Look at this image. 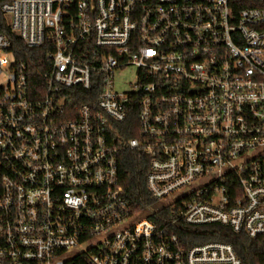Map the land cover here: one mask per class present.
Listing matches in <instances>:
<instances>
[{"label":"built area","instance_id":"obj_1","mask_svg":"<svg viewBox=\"0 0 264 264\" xmlns=\"http://www.w3.org/2000/svg\"><path fill=\"white\" fill-rule=\"evenodd\" d=\"M13 37L41 49V87ZM125 149L148 159L146 213L124 196ZM214 223L264 238V0L1 5L0 264H241L182 237Z\"/></svg>","mask_w":264,"mask_h":264},{"label":"trees","instance_id":"obj_2","mask_svg":"<svg viewBox=\"0 0 264 264\" xmlns=\"http://www.w3.org/2000/svg\"><path fill=\"white\" fill-rule=\"evenodd\" d=\"M11 0H0V7ZM13 50L17 57L27 63L29 84L32 87L44 85L43 55L41 49L30 48L19 38L13 37ZM81 102H92L91 98L84 97ZM123 125L132 126L134 130L126 136L138 135L137 111L130 112ZM148 159L135 150L125 149L121 154L120 182L124 188V196L136 210L146 213L151 207H157L158 201L150 194L146 184ZM159 211H162L159 210ZM156 212L150 214L156 216ZM182 237L187 238L189 244L209 240H221L233 245L241 258V264H264V238H250L244 233H235L229 227L218 223L190 226L184 224L181 228Z\"/></svg>","mask_w":264,"mask_h":264},{"label":"rangeland","instance_id":"obj_3","mask_svg":"<svg viewBox=\"0 0 264 264\" xmlns=\"http://www.w3.org/2000/svg\"><path fill=\"white\" fill-rule=\"evenodd\" d=\"M135 73H136V70L132 67H129L127 68L126 70L122 71L120 73V89H129L131 84L130 82H132L134 80V77H135ZM118 80V79H117Z\"/></svg>","mask_w":264,"mask_h":264}]
</instances>
